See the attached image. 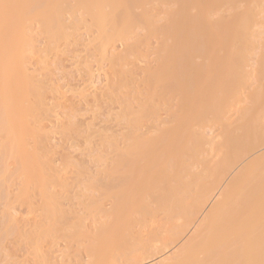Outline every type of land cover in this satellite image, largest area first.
Masks as SVG:
<instances>
[{"label": "rangeland", "instance_id": "374dc122", "mask_svg": "<svg viewBox=\"0 0 264 264\" xmlns=\"http://www.w3.org/2000/svg\"><path fill=\"white\" fill-rule=\"evenodd\" d=\"M21 1L22 2L20 3V0H17V2L16 0H4L2 1V8L0 10V14L2 15V17L0 16V264H89V254L94 247H89V245L92 246L91 241L93 242L97 239L96 230H98L100 223H105V221L108 223L110 220L107 217H103V212L99 209L102 207V204H104L102 209L111 206L110 202L113 200L112 194L115 190L113 188L117 187V185L116 187L114 185V187L111 188V185L115 182L110 185V181H114V178L119 174H114L115 177H112L110 174V168L113 161H115L114 156H119L118 160H120L121 151L119 152V155H117L118 152H116V154L113 148H116L117 151L122 150L123 154V151L126 148L129 149L133 142L138 138L132 140L130 135L136 134L137 136L138 134L139 138L142 137L141 140H139L140 142L145 141L142 140L144 138L147 139V142L148 139L151 141L149 153H153V156L146 161L138 157L136 159L138 162L137 166H141V168L146 169L148 172H155V170L160 169V159L163 160V164L166 160V164L162 167L164 168L166 166L165 168H167V172L171 174L173 171L180 168L177 167L176 170H174V160L172 159V161L171 158L175 153L176 156L174 155V158L176 157V159L186 153L192 154L196 152L195 154H197V151L198 153H205L206 155L210 153V156L207 155L209 156L208 159H210L214 158L217 153H221L225 148L229 149L228 147H223L221 144L215 146V143H218L219 141L223 142V140L225 141V139L222 140L220 137L216 138L217 135L220 136V131H224V127L222 125V131L220 126L216 123L218 120L216 121L214 118L210 117L205 119L208 121L205 122L204 120L205 123L203 124H201L203 121L200 124L196 123V121L194 122V120L192 121V115L189 109L183 110L182 107V109H178V106H181L179 104H182V102H180L182 99L180 98L181 96L178 89L177 92L174 91L176 87L172 89L174 85L172 88L170 87L171 89L168 88L167 91H165L166 88L162 87V89H165V94L163 96H159L161 92L158 95L156 94L157 90L161 91L157 87V89L154 87L156 91L152 89L153 93L155 91L154 94L152 93V90L150 89V87H152L150 85L152 84L149 82L153 79L149 77L151 75H148V73L152 68H156L155 66H158L157 62H160L161 60V58H159L162 52L160 46L162 43L161 41L163 40L160 39V37H162L161 35L156 36L153 33V30L152 33L147 30L148 26L145 24V20L142 21V17L140 22L138 20L136 21L137 23L134 25V29L131 27L133 31L132 33H128L130 34L127 35L128 39L124 41L116 39L107 44L106 50L103 52V54L106 53V56H102L103 54L100 53V51L98 52L94 45L97 44V41H95L97 37L96 34L98 33L97 28L90 26V29L88 25H85V20L88 23V15L87 13L84 15L85 13L82 11L83 9L81 10V7L78 6V3L75 7L76 4L74 0L66 2V4H74V10L69 12L65 11V13H63L66 28H68L64 30L65 37H62L61 39L59 38L57 42L55 41L53 43L54 46L49 43L46 33L40 28L37 19L34 17L35 9L44 6L42 4L43 0ZM156 1L157 0H151L150 3L145 1L146 4L143 3V7H140L138 4L139 7L132 8V11L130 9V13L132 14V12H134L135 16H137L135 17L134 14L132 16L137 18L138 15L140 17V13H142L141 15L143 16V13L149 9L151 12L155 13V15L153 13V15H151V12L148 11L151 19L153 16L155 19L157 18L159 20H157V24L155 23L154 25L158 26L160 24L162 26L164 24L161 23H165L166 21L163 20L166 15L164 14L165 10L170 12L171 9L175 10L177 6L171 4L170 0H164L170 2V5L169 2H166L168 3V6H161L167 4L162 3L160 5L158 4L160 0H158V2ZM248 1L246 0L243 3L237 2L239 5H235V8L231 7V9L233 8L232 10H228L227 7L220 8L221 11H215V13L213 10L211 11V13L213 12L212 14H207V18L215 20V15H217L216 12L220 13L218 16L223 14L221 17H228L230 14L234 15L233 13L238 14V12L244 11L246 7L247 9L252 7L255 0L252 2ZM58 2L59 0H48L46 4L53 7ZM135 5L137 4L135 3ZM254 5V8H252L253 10L255 9L256 19L258 20L259 18L263 24L261 25L260 20H256V23L259 26H254L255 28H249L246 30H251L249 33H252L255 29L253 32H256V37H253V42H251V38L249 39V43L251 44H245V48L247 47L246 51L249 53H247L248 61L245 64L247 67L244 66L247 76L244 77L243 75V78H246L245 81L247 82L241 84H248L245 86L246 89L243 86L245 90H247V87H249L248 90L251 88L253 89L256 83L258 84L259 79L261 78L262 81L264 77V74L261 75L264 73V66L262 65L263 63H261L264 62V56L262 55L264 54V0H256ZM27 8L32 9L30 14L26 13ZM144 9H146L145 12ZM174 10H172V12ZM222 10L224 11L222 12ZM256 10H260L258 15ZM17 11H19V13ZM72 12L73 14H71ZM169 12H167V20L169 19L168 17H170ZM194 12L195 10H192V13ZM146 14L143 17H146ZM232 17H228L229 21ZM82 18L85 20H82ZM20 20L24 22V26H22V22H19ZM231 27H233V25H231ZM231 27H228V29L232 31L234 27L233 29ZM226 29L227 28H225V30ZM157 34H159L158 31ZM190 40L192 39L188 40L189 43ZM186 41L187 40L182 43V45L184 44L183 46L185 47V50L189 48L188 46H191V43L186 46ZM230 45H227V49L233 50L240 47V45H244V43H233ZM234 45H236L235 48ZM162 46L164 47L163 44ZM203 46H205V44ZM203 46H201V49L204 48ZM212 47L214 48L213 52L204 57L201 56L202 53H197L198 50H194V53L189 54V49H187L188 51L186 50V53L188 52L186 56L183 48L182 53L180 54H184L185 58L187 57V59L183 58L186 60L185 62L189 60L188 66H190V64H194V66L192 70V65L190 66L191 68L187 65H185V68H182L186 70V67H188V74H191V70L194 75V71L200 69L198 67L206 68V66H214L218 62V59L221 60L224 58L223 60H225L227 56L223 55L225 54L224 51H220L222 45L215 44ZM192 49L190 47L191 52ZM188 55L191 57H188ZM19 57L22 58L19 59ZM232 59L233 58H231V62L228 59V63H232ZM223 60L222 62H224ZM21 62H23L22 65H20ZM183 62H179L178 64L181 65ZM206 63L207 65H205ZM260 65H262L261 67L263 69L259 67ZM195 66H197V70H195ZM171 67L172 66H170V68ZM174 67L176 68V65H174L173 68ZM173 68H171L172 70L170 69L171 74L175 73H173ZM148 69L150 70L147 73ZM257 69L261 72L260 75ZM223 72L225 71H222V73ZM229 73L230 72H228V74ZM192 74L191 76H193ZM232 74L233 73H231V76ZM197 75L198 76L194 75L193 78L189 76L188 78L190 80L188 78L187 80H189V82L194 81V83L196 81L197 85L195 84V86L197 87H195V89L192 88V90L200 91L202 87H204L202 86L204 78L200 79L198 73ZM224 75L225 74L222 76L224 77ZM227 75H225L226 78ZM234 76L235 75H233L231 79H233ZM148 77L150 78V81L148 80ZM190 77L194 80H191ZM258 77L260 78L258 79ZM226 78L224 79L226 80ZM227 79L231 80L229 78ZM153 81H151V83H153ZM148 83L150 85H148ZM211 84L214 87V84ZM170 85L172 86V84ZM259 85H262V88H260L264 89V84ZM212 86L209 87L211 88ZM256 86L258 87V85ZM209 87L204 88L209 89ZM240 87L238 88L240 91H238H242V93L240 94L237 91V94H240L239 99L241 102L239 101L238 104L233 102V100L237 101L239 99H232V102L236 105L230 102L233 105H231V109L230 106H228L230 111L225 115L229 118V121L226 122L227 120L225 118L223 119V122L225 123L229 124L230 121L233 122V119H236L239 109L241 108L240 106H242V108H246L243 107L244 105L247 106V108H249L248 105L251 106L253 100L251 101L250 99V103V101H248L249 96L247 99L245 98L247 97V92L250 93V96L252 94L253 97V94L257 92V90L259 91L258 87L257 90L256 88L253 89L256 90L255 92L247 90L245 93ZM211 89H209V94L214 92L212 89L213 91L210 93ZM169 90L174 92H169ZM203 91L204 90H202V92ZM188 92L189 93L186 95L187 97L191 93L190 91ZM200 92H198L199 94H196L199 95V97ZM192 93L195 92L192 91ZM209 94H206V96L213 97L214 95V93H212L213 95ZM203 96L201 99L206 98ZM215 96L217 97L216 94ZM219 96L222 97L221 95ZM187 97L185 98L187 99ZM196 97L194 96L195 99ZM238 97L239 96H237V98ZM194 98L192 95V100H194ZM242 98H245L243 103ZM190 99L191 95L188 100ZM198 99L200 100V98H197V100ZM183 103H185L184 99ZM144 106H146V108ZM143 107L145 110H148H146L148 113L152 111L151 114L141 112L142 109H144ZM238 107L240 108L238 109ZM228 108L226 110H229ZM245 110L247 111L249 109ZM258 111L259 109L257 112L255 111V113H258ZM262 111L263 112L259 113L263 117H258V119L256 118L258 114L254 113V116L257 115L254 117L255 120H260L261 122L262 118L264 121V108ZM175 112L178 114L181 113V116L176 118L175 116L177 114L174 115ZM240 112H243L242 109ZM239 115L241 116V113ZM218 122L220 123V121ZM233 123L232 126H235ZM234 124H236V122ZM229 125L231 126V123ZM194 130L196 132L199 131L196 134L197 136L198 133L201 132L202 137L204 135V138H206H202L205 140L203 141L204 144L200 141L202 147L198 146L201 148L199 149L197 147L199 150L196 148L197 150L194 149L195 151L192 149L194 143L192 144V141L190 140ZM162 131L169 133V136L158 142V137L161 135ZM184 131L189 135L191 133V135L187 136L185 133V138L178 139L176 137L177 133H184ZM131 132H134V134ZM202 132L204 134H202ZM240 132L241 131H239V133L237 132V134H240ZM224 136V133H222V137ZM207 141H210V143H207ZM211 143L214 144L212 145ZM190 144H192V146ZM211 145L213 146V149L211 148ZM220 146L222 147V150L221 148H218ZM225 151L228 152L226 149ZM230 152H232L231 149ZM211 153L212 156L214 153L215 155L212 157ZM263 153L264 147L247 158L240 164V166L253 157ZM142 155H140V157ZM200 155L198 154V158H200ZM202 155L203 156L200 159L207 158L206 155ZM145 156L146 153L144 157ZM144 157L142 156L141 158ZM182 157L186 158V156L183 155ZM190 157L192 156L190 155ZM217 157L219 159L220 156L217 155ZM122 158L120 161L116 158L117 163H115L118 165V163L122 161ZM126 160L125 156L123 159L124 162L122 161L123 163H119L122 164V167H118L114 170L116 173H118L119 170L123 173L122 177L118 176L119 179L117 178L120 180V186H123L121 180L123 182V179L128 178V174L125 172L126 169L124 168ZM167 161L170 162V167H167ZM186 161L191 164L190 162L193 160L187 159L185 162ZM32 162L34 163V168L33 165H31ZM114 164L112 166L115 168L117 165L114 166ZM187 166L189 165L187 164ZM240 166H238V168ZM165 170L166 169H164V172L167 173ZM178 171L179 170L176 172ZM181 172H179L180 175ZM158 173H160V170L159 172L156 171L155 175H151V177L154 176L151 179H146L145 177L143 179L140 176L137 179L138 181H133L130 184L134 197H131L130 199L129 196H126V200H128V198L130 200L139 198V202L141 203H146L148 201L147 203L152 210L150 214V210H145L148 207H144V205L141 204L143 208H145L143 210L147 214V216L145 214L146 220H141L143 218L141 217V214L144 213L138 211L140 213L139 216L136 212L134 218L139 219V221L137 220L138 223H132V225H134L132 227L133 233L131 232V235L133 234L137 237H139L138 235H141V238H144L151 234L150 231L156 228V226L167 221L165 216L166 213H164L165 211H162L160 208L157 209L155 206H158V203H155L154 201L157 197L154 198L152 192L151 196L153 199H151L152 197H148L143 190H146L145 187L148 184H150V187L153 184L154 192H158L160 186L159 182L165 181V179L160 180V175H158ZM110 176L113 179H110ZM166 176L168 177L169 174ZM169 178L170 177H168L167 181H169ZM42 180L44 183H42ZM172 180L174 181L173 178L171 181ZM173 181L171 183H174ZM193 183L195 182H192V184ZM154 184H157V186L159 185L158 189ZM166 184H168V182ZM164 185H161L160 188L164 187ZM193 185L189 187V192H191V194L195 188V185ZM161 190L159 189V193H161ZM98 203H101V206L100 204L98 205ZM97 205L100 207H96ZM142 206H137V208H142ZM209 206L206 207L205 211ZM130 215L133 216V214ZM189 232L191 233V229ZM143 234L144 237L142 236ZM103 235L104 243L102 244V248L100 246V249L97 248L98 251L96 250L97 255L95 260L97 264H107L114 257H120L118 260L119 264H131L129 263V259L123 261L121 256H119L120 251H124V249L122 250L116 243H119L116 237H112L109 233H103ZM131 235L129 237H133V235ZM188 235L189 233L185 236L183 235L184 237H181L176 243L170 245L168 249L162 251L164 254L163 256L173 254V252L185 241ZM92 237H94V239L96 237V239L91 240ZM126 237L128 238V236ZM149 237L150 235L148 238ZM146 238L147 237H145V239ZM139 239L140 238L136 240ZM129 240L130 239L128 238V241ZM132 241H134V239H131L130 242ZM121 243H124V239L123 242H120L119 244ZM136 243L137 241L132 245H137ZM162 253L157 256L160 258L163 257L161 256ZM159 257H156L153 261L150 260L145 263L143 261L141 264H153L154 262L156 264L157 260L160 259Z\"/></svg>", "mask_w": 264, "mask_h": 264}, {"label": "bare ground", "instance_id": "6f19581e", "mask_svg": "<svg viewBox=\"0 0 264 264\" xmlns=\"http://www.w3.org/2000/svg\"><path fill=\"white\" fill-rule=\"evenodd\" d=\"M2 1H4V0H0V10L2 8ZM145 1L147 3L151 2V0L150 1L149 0H74V2L76 4L75 7L77 6V3H78V6L81 7V10L83 9L82 11H84V13H85L84 15H86V13L88 15V17L85 16L88 19L87 20L88 23L86 22V20L84 18H82V20H85V25H88L89 28H90V26L97 28L98 33L96 34L97 37L95 39V41H97V44H94V43L93 44L96 46V47L94 46L95 48H97L96 50L98 52L100 51V53H102V54L106 50L107 44L115 41L116 39H119V41L120 40L124 41V40L128 39L127 35H130L128 33H132V31H133L131 29V27H133V29H134V25L137 23L136 21L138 20L140 22L141 17L143 19L142 21L145 20L144 22L148 26L147 30L149 32L152 33L154 31L153 33L156 36L161 35L162 37H160V39H162L163 41H161L162 43L160 41L159 42L161 43L160 48L162 49L163 54L161 52L160 57L158 56L159 58H161V60L158 59V60H160V62L159 61H158L159 63L157 62L158 66H155L156 68H154V69L152 68V70L150 72H149L150 69L147 70V73L149 72L148 75H151L149 77L154 80V81L151 80V81H153V83H154L153 84V83H151L150 78L148 77L149 78L148 80L150 81V82L149 81L148 82L150 84H152V85H150L148 83V85L152 86V87H150V89L151 90L153 89L156 91V89L159 88L161 91L157 90V92L158 91L159 92L158 93L156 92V94L158 95L161 92V94H159V96H163L165 94L164 93L165 89H162V87L166 88L165 91H167L168 88H170V87L172 88L174 85V87L172 89H174L176 87V89H174V91L177 92V89H178L180 96H181L180 98L182 99V101H180V102H182V104H179L181 106H178V109H182V108H183V110L189 109V111L191 112V115H192V117H191L192 121L194 120V122L196 121V123H198V124H200L202 121L203 122L201 124L207 122L208 120L206 121L205 119H208L209 117L214 118L216 121L217 120L220 121V123L218 121L217 122L215 121V122L220 126L221 130H222V125H223L224 131L223 130H222L223 132L220 131V133H221L220 136L217 135L216 138L220 137L222 140L225 139V141L224 140H223V142L219 141L221 143H219V142L215 143V146H217L218 144H221V145H223V147H228L229 149L225 148L226 150H228V152H226L225 149L222 150L221 146L218 147V148H221L222 152L224 151L223 155L221 152V153H217L216 156H214L215 155V153H214V155H213L214 158H210V159H208V157L210 156L209 155L210 153L207 154L209 156H207L205 153H198V151H197V154H195L196 152L192 153V154L186 153L187 155L182 154L183 156H186V158L182 157V155L180 154L181 156L180 155L179 156L182 158V160L180 157H177V159H176V157L174 158V155L176 156V153H175L173 155V157L171 158V160L172 159L174 160V162H173L174 163L173 164L174 170H176L177 167L178 168L180 167L179 169H177V170H179L178 172H176L177 171L176 170V171H173L174 173L173 172L171 174L168 173L167 168H165L166 166L164 168L162 167L164 164H166L165 159H164L165 160L164 164H163V160L160 159V161H159L160 169L155 170V172H148L146 169L141 168V166L140 167H138L139 165L137 166L138 162L136 159L139 157L140 159H144L146 161L147 159L149 160L153 156V153H149L151 141L148 139V142H147L146 141L147 139L144 138L142 140H145V141L140 142L139 140H141V138H142L141 135L139 134L141 137V138H139L138 134L136 136V134H134V132L133 133L131 132L132 134H134V135H130L132 140H135V138H137V137L138 138L136 139V141H134V142L132 141L133 144L131 147L129 146L130 147L129 149L126 148L123 151L124 153L122 154V150L117 151L116 148H113L115 150V153L118 152V154L116 153L117 155H119V152L121 151L120 152V155H121L120 160L123 156V158H122V161H123V159L126 156V159H127L126 164L124 163V165L126 166V167L124 166L126 171L125 170L124 171L128 174V178L123 179V182L121 180V184L123 183V186L122 185L120 186V180H118L119 179L118 176L122 177L123 173L121 172V170H119L118 173H116V171H114V170H116V168H118V167L121 168L122 164H119V163H123L125 160L123 162L122 161L119 162L118 163L119 166H118L116 164L117 163L116 158L118 160L119 156H117V157L114 156L115 158L114 157L113 158L115 161H113V164L116 162L114 164V166H116V165L117 166L114 168L112 166L113 164H111L110 169H111L112 173L110 172V174L112 177H115L114 174H119V175L114 178V181H112V180L110 181L111 182L110 185L115 182L116 184L114 183L113 185H111V188L114 187V185H115V187L117 185V187L113 188L115 190H114V193L112 194L113 200H112V202H110L111 206H109V208L106 207V208L102 209V207L104 206V204H102V207L99 209L100 211L103 212V217H107L110 220L108 221V223H107V221H105L106 224L100 223L98 230H96V237H97V239L95 237L96 240L94 239V237L91 238V240L94 239L96 242L91 241L92 244L91 243L90 244L92 246L89 245V247L94 246L92 248L93 251L90 249L91 250L90 251L91 253L89 254L90 263L97 264V262L95 260L96 255H97V251H98L97 248L100 249V246L102 248V244L104 243L103 242V239H104L103 233H109L112 237H116V239H117V241H119V243L123 242V239H124V243L119 244L118 242H116L121 247L122 250L124 249V251H120L119 256H121L123 261L124 260L127 261L129 259L130 260L129 263H131V264L132 263L141 264L143 261L145 263V262H149L150 260L153 261L156 257H159V256H157L158 254H160V253H162V251L168 249L170 245L176 243V241H178L181 237H184L185 235H187V233H189V235L185 239V241L182 244L180 243L181 245L173 252V254L163 256L164 254L162 253L161 256H163V257H161V258L159 257L160 259L157 260L156 264H264V153L260 154L256 157H253L252 159L248 160L247 162H245L243 165L240 166V164L243 163L247 158H249L251 155L255 154V152H257L262 147H264V121L262 118H261V122H260V120L257 121L254 118L257 116V115L254 116V113H255V111L257 112L258 109H259L258 113H255V114H258V116L256 118L258 119V117L259 118L263 117V116H261V114L259 112H263L262 110L264 108V95H263L264 89H261L262 85H259V84H264V82H263L264 77H263L262 81L260 78L261 76L258 77V79L260 78L259 82H261V83H259L258 79H257L258 84L256 83V85H258L259 91L257 90L258 87L256 85L255 86L253 85L254 86L253 89L256 88L257 92H255L256 90H253L252 88L248 90L249 87H247L248 91L252 90V92H255L253 94V97H252V94L250 96V93H248L247 90H245L246 89L245 86L248 84L241 85L242 83L245 84L247 82V81H245L246 78H243V75H244V77L247 76L246 75V69L244 68V66L248 61L247 57L249 54L246 51L247 47L245 48V46H246L245 44L249 43L250 38L252 40L253 37H256L255 36L256 32H253L255 29L252 31V33L251 32L249 33V31H251V30H249V31H246V30L249 28L253 29V28L259 26L256 22L259 21L260 19L259 18H258V20L256 19L255 9L253 10V8H254L253 6H255L254 4H255L256 0L255 1L254 0H250V1L247 0L248 2L254 1L253 2L254 4L252 6L253 8L250 7L251 9L250 8L247 9V7H246V9L244 10L245 12L241 11V12H238V14L233 13L235 16L230 14L228 17L230 18L233 16L232 19H230V21L235 20L233 22H230L229 18L227 16H225V17L223 16L224 18L221 17L223 14H221V16L220 15L218 16V14H220L219 12L218 13L216 12L217 15H215V17H216L215 20L214 19L213 20L208 19L207 14H212L213 12L211 13V11H213V10H214V13H215V11H221L220 8H226V7L228 10H232L233 8L231 9V7H234L235 5L238 6L239 3H243L246 0H244V1H242V0H170L171 4H174L177 7L175 10L171 9L170 12L165 10L164 14H166V15L164 17L165 19H163V20H166L165 21L166 24L163 22V23H161V24H164L162 26L160 24H159L160 26L154 25L155 23L157 24V22L159 20L157 18L155 19V17H153V16L151 19V16L148 13V11H150L149 9H148V11L146 9H144V12H145V10H146V12L143 13V16H145V14L147 13L146 17H143L141 15L142 13H140V17L138 15L139 18L138 17L135 18L137 15L135 16L134 12H132V14L130 13V9L132 11L134 8H138L139 5H140V7H143L142 5L146 4ZM161 1H164V0H160V2ZM16 2H17V0H16ZM21 2L22 1L20 0V3ZM42 2H43L42 4L44 6L43 7L42 6L37 7V9H35L34 17L37 19L38 24L40 25V28L44 31V33H46L49 43L53 44L55 41L57 42L59 38L61 39L62 37H65L64 30L67 29L68 27L66 28V23L64 21V16H63L64 14L63 13H65V11H68V12L73 11L74 10V4H72V5H70L69 3L66 4V2H70V0L69 1L68 0H59V2L56 5H54L53 7H50L49 5L46 4L48 2V0H43ZM156 2H158V0ZM160 2H158V4H160V5L162 3L167 4V5H161V6H168V3H166V2H169V1H164L161 3ZM237 2H239V3H237ZM135 3L137 5H135ZM131 4H132V6H131ZM160 5H157V6H160ZM169 5H170V2H169ZM106 8H107V10H106ZM32 9H33V7H32ZM32 9L27 8L26 13L30 14L32 12ZM227 9H225V10H227ZM172 10H174V11L172 12ZM192 10H195V12L192 13ZM166 11L169 12V15H170V17H168L169 18L168 20L166 19L167 18L166 16H168ZM223 11L224 10H222V12ZM256 11H257V15H258V13H260L259 12L260 10H256ZM17 12L19 13V11H17ZM152 13L153 12H151V15H153V14L155 15V13H153V14ZM254 13H255V15H254ZM71 14H73V12ZM133 14L135 17L132 16ZM0 16L2 17L1 14H0ZM226 17L228 18L227 21H229V22L226 21V19H227ZM152 20H153V22H152ZM155 20H156V22H155ZM19 22H22V24H23L22 26H24L23 21L20 20ZM28 22H30V21H28ZM260 22H261V20H260ZM67 24H69V23H67ZM234 24H235V26H234ZM262 24H263V22H261V25ZM231 25H233L234 29H233V27H231ZM147 26H146V28H147ZM227 26L231 27L233 30L232 31L229 30ZM225 28H227L228 31H227V29L225 30ZM157 29H159V30H157ZM157 31L159 34H157ZM248 34H250V35H248ZM189 39H192V40H190L191 46H188V44H190L188 41ZM185 40H187L185 42L187 45L186 44L185 45L189 47V48L186 47L190 51L189 54L194 53L196 50H198L199 52L197 51V53L204 54V55L201 54V56H203V57L208 56L211 52H213V50H214V48L212 47L213 45H215V44L222 45V47L220 48V51L221 50L224 51L225 54H223V55L227 56L225 58V60H223L224 58L221 60L218 59V62L214 66H209V67L206 66V68L198 67V68H200V69H198L197 66L194 67V68H196L195 70L198 69V71H194V75L198 76L197 75V73H198L200 79L204 78V83H202V86L208 88L209 86H212L211 83L214 84V87L213 86H212L213 88L211 87L214 90V92H212L213 90L209 87V89H211L210 93L211 92L214 93V95L211 93L213 95V97L208 96L209 97L208 98L206 96V94H209V89H205L204 87H202V89L200 90L201 92L198 90H194L195 87H197V86H195L196 81H195V83H194V81L189 82L190 79L188 77L191 76V74L193 73V71H191V70L193 69L194 64L193 65L190 64V62H191L190 61L189 64H190V66L192 65V68L190 66H188L189 60H187V62H185L186 61L185 59H187V57L185 58L184 54L183 55L180 54V53H182L183 48H184L183 51L185 50V47L183 46L184 44L182 45V43ZM242 42L244 43V45H242V46L240 45V47H238L236 49H233V50L227 49V45H230L233 43L243 44ZM251 42H253V40ZM162 44L164 45V47L162 46ZM192 44H193V49H192ZM204 44H205V46H203ZM249 44H251V43H249ZM53 46H54V44H53ZM182 46H183V48H182ZM201 46H203L204 48L201 49ZM235 46L236 45H234V48H235ZM190 47L192 49V52L190 50ZM186 50L184 53H186ZM202 50H204V51H202ZM248 51H249V49H248ZM178 54H180V55H178ZM187 54H188V52L186 53V56H187ZM197 55H199V54H197ZM262 55L264 56V54H262ZM102 56H106V53H104ZM178 56H180V57H178ZM181 56H182V58H181ZM189 56L190 55H188V57ZM20 58H22V57H19V59ZM231 58H233L232 63H230ZM180 59H181V61H180ZM183 59H184V62H183ZM228 59L230 60V62H229L230 64L228 63V61H229ZM222 60L224 62H222ZM263 61H264V57H263ZM179 62H183L184 64L180 63L182 65L181 66L178 64ZM22 63L23 62H21L20 65H22ZM261 63H263L262 65L264 66V62H261ZM174 65H176V68L175 67L173 68ZM185 65H187L189 68H191V70H190L191 74L190 73L188 74V72H189L188 67H186L187 72H186V70H184L182 68V67L185 68ZM205 65H207V63ZM262 65H260L259 67H261ZM170 66H172L171 68H173V73L175 72L174 74L170 73V71L172 70L170 68ZM245 67H247V66H245ZM263 68L261 67V69H263ZM258 69H257V71H258ZM263 70H261V71H263ZM222 71H225V72L222 73ZM195 72H196V74H195ZM228 72H230V73L228 74ZM231 73H233L232 76L235 75L234 76L235 79L234 78L231 79V77H232ZM260 73L261 72H259V75H260ZM220 74H221V76H220ZM223 74H225V75L228 74L227 78H229L231 80H228L225 77V75L223 77L222 76ZM263 74L264 73H262L261 75H263ZM194 75L191 77L193 78ZM187 78L189 80H187ZM192 78H191V80H194ZM224 78H226V80ZM191 82H192V84H191ZM158 84L161 86V88ZM170 84H172V86ZM243 86L245 89L243 88ZM250 86H251V84H250ZM154 87L155 88L157 87V88L155 89ZM239 87L243 89V92H245V91L247 92V93L245 92L246 96H247L245 98L247 99L249 96L248 101H250V99H251V101L253 100V103H251V101H250L251 106H252V104H253V106L251 107L248 105L249 108H247V106H245V105L243 107H246V108H242V106H240L241 108L238 107V109L240 108L238 116H236V119H233V122L234 123L236 122V124H234L232 121H230L229 122V124L231 123V126H230L228 123L223 122L224 121L223 119L226 118L227 121L226 120L225 121L226 122L229 121V118L225 114L229 113L230 109L232 108L231 105L238 103L240 101L239 98H240V94L242 93V91L239 92L240 91L238 89ZM192 88H194V89L192 90ZM153 90H152V93H153ZM202 90H204V91L202 92ZM205 90H207V91H205ZM155 91H154V93H155ZM162 91H163V93H162ZM170 91L171 90H169V92ZM174 91H171V92H174ZM188 91H190L191 93L187 97L186 95L189 93ZM192 91L195 93H192ZM197 91L200 92V97H199V95H196V94H199ZM237 91H238V93H240L239 95L237 94ZM205 92H206V94H205ZM211 94H209V95H211ZM215 94L217 95V97L219 95H221L222 97L219 96L217 98L215 96ZM190 95H191V99L188 100ZM192 95H193V98H194V96L195 97L197 96L196 99L194 98V100H196L197 102L192 100ZM203 95L206 98L201 99ZM237 96H239V97L237 98ZM185 97H187V99ZM197 98H200V100L199 99L197 100ZM245 98L244 99L242 98L243 100L241 99L242 103L245 100ZM181 99H179V100H181ZM183 99H184L185 103H183ZM218 99H221V100H218ZM222 99H224V100H222ZM232 99H239V100H237V101L233 100V102H235V103H233ZM186 101H188V102H186ZM230 102H232L233 104H231ZM250 103H248V104H250ZM228 106H230V109L228 108ZM144 107L146 108V106H144ZM145 108L142 109L141 112H147L148 110L146 109L147 110L146 111ZM227 108L229 110H226ZM250 108H252V109H250ZM241 109L243 112H240ZM245 109H249V110L246 111ZM149 112H150V110H149ZM151 112L150 113L147 112L146 114H151ZM240 113H241V116L239 115ZM142 114H144V113H142ZM174 115H176L175 117L178 118L179 116H181V113L178 114L177 112H175ZM262 115H263V113H262ZM5 116H7V115H5ZM237 118H239V119H237ZM204 120H205V122H204ZM232 123L235 126H232ZM6 125H8V124H6ZM130 126H132V125H130ZM170 130H172V129H170ZM237 130L241 131L240 134H237V132L239 133V131H237ZM195 132L196 131L194 130L192 135L190 133V135H191L190 140L192 142L189 140L192 144L194 143L193 145L195 148L192 146V144H190L192 146L193 150L196 149L198 146L202 147V144H204L203 141H205L202 139L205 136L203 135V137H202L201 132L198 133V136L196 134L199 131H197L196 133ZM185 133H186L185 131H184V133L179 132V133H177L176 137L178 139H181V138L183 139V137L185 138L186 135L190 136L187 133L185 135ZM222 133H224V135H225L224 137H222ZM202 134H204V133L202 132ZM193 135L197 138H195ZM134 136H136V137H134ZM168 136H169V133L162 131L161 135H159V137H158V142H160L163 138H166ZM132 137H134V138H132ZM204 139H206V138H204ZM195 141H197L198 144ZM200 141H202V144ZM208 142L210 143V141H207V143ZM211 144L213 145L214 143H211ZM207 145H209V144H207ZM212 145H211V148L213 147ZM229 145H230V147H229ZM201 147H198V148L200 149ZM17 149H18V146H17ZM230 149L232 152H230ZM233 149H234V151H233ZM199 152H201V151H199ZM145 153H146V156L144 157ZM138 154H139V156H138ZM198 154L199 155L201 154L200 158H202V156H203L202 154L206 155L207 158L206 159L205 158L200 159V158H198L199 157ZM140 155H142L144 158H141L142 156L140 157ZM190 155L192 157H190ZM217 155L220 156L219 159H218ZM159 156H160V154H159ZM177 156H178V153H177ZM211 156H212V153H211ZM215 157H217V158H215ZM183 158H185V159H183ZM187 159L193 160L190 162L191 164L187 163L188 161L185 162V160H187ZM217 159H218V161H217ZM120 160H118V161H120ZM186 163L190 167L187 166ZM169 164H170V162H168L167 167L168 166L170 167ZM31 165H33V168H34L33 162ZM238 166H240V167L238 168ZM164 169H166L165 171L169 174V176H168V177H170L169 181H167L168 177L166 175H168V174L164 172ZM181 169H182V172H181ZM192 169L193 170L196 169V170L193 171ZM159 170H160V173L162 172L161 174L158 173V175H160V180L165 179V181H164L165 185H164V182H162V181L159 182L160 186L164 185V187H162L163 189L160 188V186L158 185L159 189L160 190L162 189L160 191L161 193H159V189H158L157 184H154V186L157 187V189H158L157 193L158 194L156 192H154L155 190H154L153 184L151 185V187H150V184H148L149 186L146 184L147 185L145 187L146 190L145 189H143V190L146 192L148 197H150V198L152 196L154 198L157 197L156 199H154V201H155V203H158V206L157 205H155V206L157 209L160 208L162 211H165L164 213H166L165 216H166L167 221L165 222L163 220L164 222L162 221L163 223H161L160 225H158L156 223L158 226H156V228H154L150 231L151 234H149L150 235L149 238H148V236H149L148 235V236H145V237H147L145 239L144 234L142 235L144 238H141V235H138L139 237H137V236H134L133 234H132L133 237H129L131 235V232L133 233L132 227L134 224L132 225V223L137 222V220L139 221V219L134 218V216H135L134 214H136V212L138 215L140 213H144V214H141L142 215L141 217H143L141 220L144 221V220H146L145 219L146 218L145 217L146 212L143 210L145 208H143L142 205H144V207L150 208L148 203H147L148 201L146 203L145 202L141 203V202H139V198L134 199V200H130L131 197H134L133 191L130 188L131 187L130 184L133 181L134 182L138 181L137 179L140 176L143 179H144V177L146 179H151L154 177V176L151 177V175H155L156 171L159 172ZM113 171H114V173H113ZM179 172H181V175ZM31 173H32V171H31ZM120 173H121V175H120ZM111 176H110V179H113ZM164 177H166V178H164ZM142 178H140V179H142ZM172 178L174 179V181L172 180L174 183H171ZM120 179H122V178H120ZM117 182H118V184H117ZM167 182L169 185L166 184ZM192 182L196 183V184L193 183L195 186L192 184ZM42 183H44L43 180H42ZM191 185H193L195 187L194 188L195 191L193 190L192 194H191V192H189L190 191L189 187ZM147 187H149V188H147ZM147 191H149V192H147ZM152 192H153V195H152ZM148 193H150V194H148ZM100 194H101V192H100ZM126 196H129L130 199L128 198V200H126L127 199ZM153 197L151 199H153ZM149 203H151V202H149ZM99 204L101 206V203H98V205ZM98 205L96 207L99 208L100 206H98ZM137 206L138 207L142 206V208H137ZM207 206H209V208L205 211ZM134 208L136 211L134 210ZM148 208L145 210H147V211L150 210L149 213L151 214L152 210H151V208L150 209H148ZM128 210H129V212H128ZM130 210H132V211H130ZM129 213L133 214V216L130 215ZM146 216H147V214H146ZM95 220H96V218H95ZM101 224H102V226H101ZM140 225H142V224H140ZM69 226H70V224H69ZM190 229H191V233L189 232ZM126 236H128V238L130 239L129 241H128V238ZM135 237H137V238H135ZM138 238H140V239L136 240ZM126 239H127L128 243H127ZM131 239L132 240L134 239V241L136 240L137 245H135V244L132 245L136 241L130 242ZM125 242H126V244H125ZM124 244H125V246H124ZM129 244L132 246H130ZM128 246H130V247H128ZM127 255H129V256H127ZM119 258L114 257L107 264H117V263L119 264V262H118ZM147 264H149V263H147ZM153 264H155V262Z\"/></svg>", "mask_w": 264, "mask_h": 264}]
</instances>
